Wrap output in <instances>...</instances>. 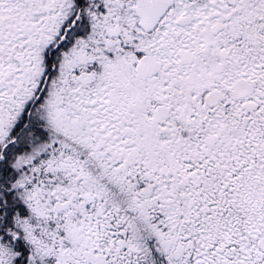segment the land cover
Masks as SVG:
<instances>
[{"label":"snow or ice","instance_id":"1","mask_svg":"<svg viewBox=\"0 0 264 264\" xmlns=\"http://www.w3.org/2000/svg\"><path fill=\"white\" fill-rule=\"evenodd\" d=\"M0 264H264V0H0Z\"/></svg>","mask_w":264,"mask_h":264}]
</instances>
